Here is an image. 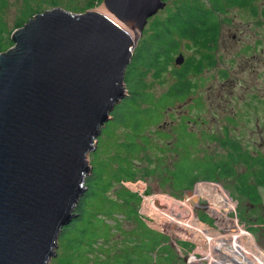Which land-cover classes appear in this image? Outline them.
<instances>
[{"label": "water", "instance_id": "water-1", "mask_svg": "<svg viewBox=\"0 0 264 264\" xmlns=\"http://www.w3.org/2000/svg\"><path fill=\"white\" fill-rule=\"evenodd\" d=\"M103 3L100 11L35 13L0 52V264H47L55 254L86 190L99 126L125 96L139 35L166 1Z\"/></svg>", "mask_w": 264, "mask_h": 264}, {"label": "rangeland", "instance_id": "rangeland-1", "mask_svg": "<svg viewBox=\"0 0 264 264\" xmlns=\"http://www.w3.org/2000/svg\"><path fill=\"white\" fill-rule=\"evenodd\" d=\"M55 1L57 5L50 4V0H8L3 17L10 32L27 22L28 19L20 21L23 11L29 7L32 11L26 17L33 16V12H42L55 6L72 13H83L90 9L99 11L105 7L104 0ZM165 1L164 8L147 19L137 43L141 44L148 37L149 28L157 17L166 15L165 8H171L179 0ZM263 3L264 0H261V4ZM17 24L20 25L15 27ZM11 33L7 37V49L14 45ZM207 37H210L209 34L202 33L193 38L180 37L178 50L173 54L172 68H181L182 65L188 67L186 79L192 88L179 97L181 99L185 96V99L167 102L166 104L171 105L160 110L161 118L158 123V120L153 121L148 117L141 118L138 129L130 127L134 126L132 119L125 123L130 126L112 120V109L110 118L99 126L100 132L96 136L94 149L87 154L90 171L86 177H90L92 170H95L103 178L111 180L113 186L108 192L111 197L114 198L119 189H127L140 195L141 200L136 206L138 214L151 228L168 237L166 243L171 246L169 251L175 260L174 264H214L208 260L207 253L210 251L207 244L210 242L205 233H227L229 228L234 227L232 220L235 217L239 224H244L245 229L251 231L257 246L264 251V244L250 228L253 222L248 219L249 213L244 207L245 199L241 196L239 182H235L233 177L223 176L225 167L222 164L220 144L224 101H230L227 105L231 107L235 100H239V105L245 110L246 123L242 129L245 147L248 151L264 149V9L256 17L248 7L228 8L226 14L220 16L215 45ZM179 53L185 59L182 65L174 63ZM207 57L209 62L206 63ZM174 80L170 73L148 71L144 75L143 82L147 90L153 93L154 104L158 103L169 86L174 85ZM125 93V96L129 93L126 85ZM247 116L252 121L258 118L257 128L253 127L251 121L247 123ZM165 122L167 125L169 123L172 130L177 129L180 122L185 124L179 128L180 142L185 143L182 147L169 146L173 139L162 134L171 131L163 125ZM185 127L187 131L196 132L197 136L185 133ZM251 128L254 129L253 135ZM200 133H213L216 137L205 143L207 137L201 139ZM246 167L245 175L251 177L252 168ZM243 169L244 165L238 163L236 173ZM133 176V181L127 180ZM206 181H214L217 185ZM247 183L251 184L252 181ZM84 186L86 187L85 183ZM220 187L237 203L235 211L228 214V220L213 215L210 210L216 200H220L221 205L226 204V207L222 205L225 210L234 206L233 201L228 206L225 201L226 193L221 192ZM190 188L199 196L194 208L191 205L192 196L184 197L185 191ZM202 191H209L205 193L210 200L209 204ZM200 215H207L210 222L199 220ZM115 217L120 220V230H113L111 240L104 243L111 250L110 254L120 251L124 236L126 233L131 236L130 231L134 227L131 219L122 213ZM109 222L111 223L110 220ZM61 233L62 230L58 234L55 254L48 259L47 264H80L77 254L73 252L74 246L69 241L73 233L66 235L63 240ZM181 241L190 243L189 247L180 246L178 242ZM98 252V248L94 247L87 256L92 260Z\"/></svg>", "mask_w": 264, "mask_h": 264}, {"label": "trees", "instance_id": "trees-1", "mask_svg": "<svg viewBox=\"0 0 264 264\" xmlns=\"http://www.w3.org/2000/svg\"><path fill=\"white\" fill-rule=\"evenodd\" d=\"M233 1L179 0L171 8L166 7V15L157 17L149 28L148 37L141 44L137 43L123 79L129 93L113 107L112 120L124 126H130L125 123L128 119H132L134 126L130 127L133 129H138L141 118L148 117L153 121L158 120V123L161 118L160 110L171 105L166 103L173 99L174 102L177 101L189 90L185 77L188 67L184 66L178 83L169 86L156 104H154L153 93L147 90L143 82L144 75L148 71L175 75L176 68H172L173 54L178 49L180 37L193 38L200 33L204 35L210 32V37L207 39L215 45L220 16L224 15L226 9L233 5ZM7 4L8 0H0V52L7 50V37L11 33L3 17ZM50 4L57 5V1L50 0ZM31 11V7L25 9L20 22L29 19L30 16H26ZM85 178L84 183L87 189L74 207L76 216L61 229L62 240L66 235L73 233L69 241L74 246L73 252L77 254L80 264H174L173 255L169 251L171 246L166 243L168 237L151 228L138 214L136 206L141 200L138 193L119 189L113 198L108 194L113 182L107 177L103 178L98 172L92 170L90 177L85 176ZM127 180L133 181L134 176ZM118 213L131 219L134 227L130 231L131 236H128L129 233L124 236L120 251L110 254L111 250L105 247L104 243L111 240L113 230H120L118 224L120 220L115 217ZM152 216L155 218L154 215ZM198 217L202 222H210L207 215ZM178 243L185 248L190 245L183 241ZM94 247L98 248L99 252L90 260L87 254ZM104 254L106 257H101Z\"/></svg>", "mask_w": 264, "mask_h": 264}, {"label": "flooded vegetation", "instance_id": "flooded-vegetation-1", "mask_svg": "<svg viewBox=\"0 0 264 264\" xmlns=\"http://www.w3.org/2000/svg\"><path fill=\"white\" fill-rule=\"evenodd\" d=\"M234 7L238 9L248 7L251 14L258 17L260 15V10L264 9V3L261 4V0H234L233 5L228 8L230 9ZM228 8L226 9V12ZM226 12L224 14H226ZM207 34L211 33L208 32ZM218 34L219 30L217 32V37ZM234 36L235 35H233V37ZM207 62H209L208 57L206 59V63ZM182 64H184V62ZM183 68L184 66L182 65L181 68L177 67L175 69L176 73L174 75V83H178ZM187 74L188 73H186L185 77H187ZM188 84V88L191 90L192 87L190 86L189 81ZM185 98V96L181 99L178 98L177 101H181ZM228 102L230 101H224L222 110V125L220 129V144L222 147L221 158L222 164L225 167L223 176L227 178L233 177L235 182H239L238 187L240 189L241 196L244 197L246 202H244V207L246 208V212L249 213V216L251 215L250 217L248 216V219L253 222L250 224V228L256 232L257 238L264 244V205L258 192V187L264 188V149H253L252 151H248V148L245 147L243 141L244 137L242 131L246 123L245 110L242 105H239V100H235V103L231 107H228ZM246 118L247 123H250L251 121L254 128L258 127V118H255L253 121L249 120L248 116ZM194 122H196V120H194ZM163 125L171 129V131H165L162 133L164 137L170 136L171 139H173L172 144L169 146L173 148H177L179 146L182 147L184 142H180L181 133L179 132V128L183 125L185 126V124L180 122L175 130H172L169 123L167 125L165 122ZM250 131L251 135H253L254 129L251 128ZM185 133L193 134L195 137L197 136L196 132L193 130L187 131L186 127ZM199 137L201 139H205L207 137V141L205 143H208V141L214 139L216 135L213 133H200ZM238 163H242L244 165V169L239 173H236V166ZM246 165L252 168L251 177L245 175L247 168ZM249 180L252 181L251 184L247 183ZM221 192H225L226 197H230L227 191L224 190ZM221 206L220 202H214V205L212 204V207L216 210H220ZM205 235L208 237L214 252L218 251L219 255L217 260L222 264H264V251L257 246L250 233L244 229H228L225 234L215 232L214 234L208 233V235L205 233ZM208 260L211 261L209 257Z\"/></svg>", "mask_w": 264, "mask_h": 264}, {"label": "bare ground", "instance_id": "bare-ground-1", "mask_svg": "<svg viewBox=\"0 0 264 264\" xmlns=\"http://www.w3.org/2000/svg\"><path fill=\"white\" fill-rule=\"evenodd\" d=\"M64 9V8H63ZM102 8H100L99 9V11L101 10ZM70 12V11H69ZM19 28V27H18ZM12 39V38H11ZM134 52V51H133ZM133 54V53H132ZM131 59V58H130ZM129 64V63H128ZM127 67V66H126ZM210 185V184H209ZM137 187V186H136ZM222 187H220V191H224V189H221ZM207 192H209V191H207ZM207 192H204V191H202L201 193H203V195H205V198L207 199V204H209V202L208 201H210L209 200V198L206 196V194L205 193H207ZM200 193V192H199ZM198 193H196L194 190L192 191V193L191 194H189L188 196H192L191 197V205H192V207L193 206H195V204H196V202H198V200H199V196L197 195ZM188 196L187 197H185V198H188ZM196 199V202H194V200ZM225 201L227 202V204H228V206L230 207V201H231V198L230 197H225ZM218 202H220V200H216V203H218ZM224 207H226V204L225 203H223L222 204ZM194 208V207H193ZM222 206H221V209L220 210H216V209H214L213 207H211L210 206V210L212 211V214L213 215H215V216H217V217H220V216H222V217H224L225 218V216L222 214ZM229 210V209H228ZM230 229V228H229ZM231 229H233V230H242V228L241 227H239V226H235V227H233V228H231ZM219 233H222V232H219ZM222 234H225V233H222ZM208 235V234H207ZM208 246V251H210V252H208L207 253V256L209 257V259L211 260L210 262H212V263H214V264H219V263H221V262H219L217 259H218V255H219V253H218V251L217 252H214V250H213V247H212V245L209 243V244H207ZM222 264V263H221Z\"/></svg>", "mask_w": 264, "mask_h": 264}, {"label": "built area", "instance_id": "built-area-1", "mask_svg": "<svg viewBox=\"0 0 264 264\" xmlns=\"http://www.w3.org/2000/svg\"><path fill=\"white\" fill-rule=\"evenodd\" d=\"M206 182H210V181H206ZM210 183H213L214 185H217V183L216 182H214V181H212V182H210ZM231 198V197H230ZM231 200L233 201V202H235L232 198H231ZM235 204H237L236 202H235ZM230 211H235V205L234 206H231L230 208H229V210H225V209H222V214L225 216V218L224 217H222V218H224V219H226V220H228V219H230V217H229V213H230ZM232 222H234V227L235 226H240L242 229H244L245 231H247L246 229H245V226H244V224H239V222H238V220H237V217H235L233 220H232ZM229 224H227L226 225V227H225V229L227 228V226H228ZM231 229V228H230ZM227 230V229H226ZM247 232H249V231H247ZM250 233V235L253 237V234L251 233V231L249 232ZM253 239H254V237H253Z\"/></svg>", "mask_w": 264, "mask_h": 264}]
</instances>
